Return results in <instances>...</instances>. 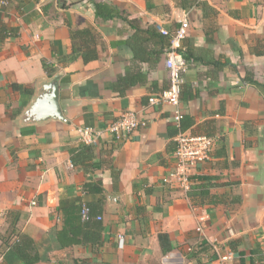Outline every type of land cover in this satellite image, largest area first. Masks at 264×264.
Here are the masks:
<instances>
[{
	"label": "crops",
	"instance_id": "0c3cea01",
	"mask_svg": "<svg viewBox=\"0 0 264 264\" xmlns=\"http://www.w3.org/2000/svg\"><path fill=\"white\" fill-rule=\"evenodd\" d=\"M97 5L117 15L98 17ZM186 14L181 108L189 133L214 139L189 189L162 182L178 132L172 107L148 105L169 85V39L159 32L173 34ZM0 21L20 29L0 40V264L18 234L36 242L38 264H264V0H0ZM71 29L96 36L97 60L56 61L70 53ZM44 62L61 75L65 121L28 124L25 113L55 76ZM126 113L144 126L123 141L104 134L92 144L98 168H75L80 130H104ZM93 181L103 194L82 190ZM99 202L104 244L59 247L63 209Z\"/></svg>",
	"mask_w": 264,
	"mask_h": 264
},
{
	"label": "trees",
	"instance_id": "16d2710c",
	"mask_svg": "<svg viewBox=\"0 0 264 264\" xmlns=\"http://www.w3.org/2000/svg\"><path fill=\"white\" fill-rule=\"evenodd\" d=\"M96 10L97 16L103 19L113 18L115 15H117L113 8L105 5H97ZM19 30V28H10L4 23H2V21H0V40L4 37L16 38L19 35ZM70 32L71 38L70 44L68 45L70 53L66 55L63 53H57L54 57L58 63L62 65H67L70 62L77 60L78 58H82L85 63H89L99 58V52L97 49V38L89 29H71ZM159 34L169 39V44L167 45L166 50L167 54L170 48V38L160 32ZM182 53L187 63L189 64V54L187 53V51H185V49H183ZM43 66L47 76L50 78H52L58 73V68H56L52 64L44 62ZM249 82L252 83L253 80H249ZM11 87L14 91L30 95L29 97H32L35 92V88L31 85L24 86L13 83ZM181 98L182 91L180 100ZM184 119L185 116L183 115L181 121V131H187V125ZM179 131L180 130L177 129L178 133ZM93 151L94 146L87 145L85 143L80 146V149L78 151H72L71 161L73 166L77 169L83 170L84 172H91L93 170H96L98 166L96 164L91 163V161H93ZM112 170L114 173L115 170L113 168ZM115 179L119 180V173L114 176V180ZM208 180H211V178ZM210 186H213V184H210ZM82 190L84 192L95 194L104 193L102 183H99L97 181L86 182L83 185ZM63 211L64 213H66V219H64V228L61 231H57L55 233V240L58 243L59 247L66 248L78 243H81L83 245H92L93 247H101L104 244V240L102 237L104 227L102 222L99 220V217H101V215L104 213V203H86L83 205L75 204L66 209H63ZM79 213H81L80 216L78 215ZM159 240L164 253L169 252L172 249L169 244V237L167 235H160ZM8 247L10 250L5 255L4 264H38L43 260L40 256L39 248L36 242L28 235H16L15 239L8 245ZM74 263L96 264V261L76 259Z\"/></svg>",
	"mask_w": 264,
	"mask_h": 264
},
{
	"label": "built area",
	"instance_id": "2783aa9c",
	"mask_svg": "<svg viewBox=\"0 0 264 264\" xmlns=\"http://www.w3.org/2000/svg\"><path fill=\"white\" fill-rule=\"evenodd\" d=\"M2 6L7 2L3 1ZM190 28L189 16L186 14L180 22V27L173 33L161 30L162 34L170 38V48L165 61L169 73L168 88L162 92L152 94L148 99V105L155 107L159 105L170 106L173 109V119L179 131L176 138L175 167L163 178L166 185L179 183L185 189L191 185V172L198 165L210 159L214 147V139L204 135H195L188 131H181L183 111L181 108V91L184 83V75L187 72L188 63L184 58L183 42ZM144 126L135 113H126L118 120L112 122L104 130L84 128L80 130L82 141L86 144H96L104 134H108L117 141L129 138L136 130ZM101 218H99L100 220ZM227 257H223L226 261Z\"/></svg>",
	"mask_w": 264,
	"mask_h": 264
},
{
	"label": "water",
	"instance_id": "95a60500",
	"mask_svg": "<svg viewBox=\"0 0 264 264\" xmlns=\"http://www.w3.org/2000/svg\"><path fill=\"white\" fill-rule=\"evenodd\" d=\"M60 80L61 75L57 74L50 82L42 86L38 97L23 117L25 123L34 124L47 120L65 121L60 105ZM111 201L115 203L112 210H117L118 200L111 199Z\"/></svg>",
	"mask_w": 264,
	"mask_h": 264
}]
</instances>
